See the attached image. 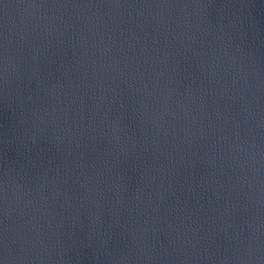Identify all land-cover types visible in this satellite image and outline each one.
Returning <instances> with one entry per match:
<instances>
[{
  "label": "water",
  "instance_id": "95a60500",
  "mask_svg": "<svg viewBox=\"0 0 264 264\" xmlns=\"http://www.w3.org/2000/svg\"><path fill=\"white\" fill-rule=\"evenodd\" d=\"M0 264H264V0H0Z\"/></svg>",
  "mask_w": 264,
  "mask_h": 264
}]
</instances>
